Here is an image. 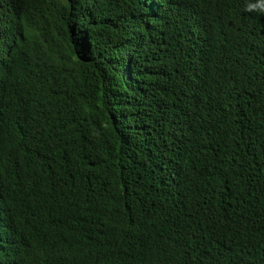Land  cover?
<instances>
[{
    "label": "trees",
    "instance_id": "obj_1",
    "mask_svg": "<svg viewBox=\"0 0 264 264\" xmlns=\"http://www.w3.org/2000/svg\"><path fill=\"white\" fill-rule=\"evenodd\" d=\"M258 0H0V264H264Z\"/></svg>",
    "mask_w": 264,
    "mask_h": 264
},
{
    "label": "clouds",
    "instance_id": "obj_2",
    "mask_svg": "<svg viewBox=\"0 0 264 264\" xmlns=\"http://www.w3.org/2000/svg\"><path fill=\"white\" fill-rule=\"evenodd\" d=\"M259 9V11L264 12V0H258V3H248L246 5V10Z\"/></svg>",
    "mask_w": 264,
    "mask_h": 264
}]
</instances>
